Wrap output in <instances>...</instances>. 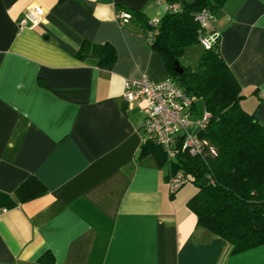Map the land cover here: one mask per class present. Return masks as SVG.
Returning a JSON list of instances; mask_svg holds the SVG:
<instances>
[{
	"label": "crops",
	"instance_id": "0c3cea01",
	"mask_svg": "<svg viewBox=\"0 0 264 264\" xmlns=\"http://www.w3.org/2000/svg\"><path fill=\"white\" fill-rule=\"evenodd\" d=\"M128 9L165 12L161 0H0V264H264V244L232 254L197 226L188 194L169 193V162L139 158L143 105L124 102V81L169 72L133 19L117 21ZM213 27L241 107L264 123V0H225ZM84 42L112 47L111 66Z\"/></svg>",
	"mask_w": 264,
	"mask_h": 264
},
{
	"label": "trees",
	"instance_id": "16d2710c",
	"mask_svg": "<svg viewBox=\"0 0 264 264\" xmlns=\"http://www.w3.org/2000/svg\"><path fill=\"white\" fill-rule=\"evenodd\" d=\"M176 1L180 8H169L156 23L144 13L130 9L128 21L133 19L138 24L169 76L197 103L201 102L200 106L196 103L197 112L204 108L210 114L199 136L207 140L214 153H176L169 173L181 169L196 183L197 191L187 200V206L195 214L197 226L225 239L234 254L264 244V123L241 107V85L221 54L220 34L213 25L210 32H214V39L209 46L203 45L197 67L179 63L180 55L200 42L198 34L202 28L194 13L206 8L217 18L225 0H170ZM148 32L152 37L147 40ZM89 50L99 55L104 66L110 67L115 60L109 45L84 42L80 52ZM176 62L183 68L180 73L175 70ZM143 134L139 158L153 155L159 165L169 162L164 149ZM21 187L22 184L17 194ZM44 191L42 187L37 195ZM39 261L52 263L53 255L46 252Z\"/></svg>",
	"mask_w": 264,
	"mask_h": 264
},
{
	"label": "built area",
	"instance_id": "2783aa9c",
	"mask_svg": "<svg viewBox=\"0 0 264 264\" xmlns=\"http://www.w3.org/2000/svg\"><path fill=\"white\" fill-rule=\"evenodd\" d=\"M161 2L165 11L169 8H180L177 1L161 0ZM37 14L33 11L25 13L18 20L19 30L34 23ZM193 17L202 28L198 34L200 43L209 46L214 39V32H210V29L216 18L206 8L196 11ZM129 18L130 13L127 11H119L116 16L119 24L126 23ZM159 18L152 17L150 20L156 23ZM151 37V32H148L146 39ZM122 97L129 107L135 103L143 105L142 130L164 149L168 155L169 165L170 161L175 159L176 153L185 151L199 156H202L205 150L214 153L213 147L208 144L207 140L199 136V133L206 126L210 116L209 112L204 108L197 112V100L170 76L160 81H152L146 75H142L139 80L126 79ZM196 127L200 129L198 132L195 131ZM188 181L189 177L181 169L169 173V193L174 194ZM2 211L0 209V214Z\"/></svg>",
	"mask_w": 264,
	"mask_h": 264
},
{
	"label": "rangeland",
	"instance_id": "374dc122",
	"mask_svg": "<svg viewBox=\"0 0 264 264\" xmlns=\"http://www.w3.org/2000/svg\"><path fill=\"white\" fill-rule=\"evenodd\" d=\"M204 51V46L202 43L198 42L189 46L179 57V63L191 67H197L201 54ZM201 102L198 100L197 106H200ZM181 189V190H180ZM180 193L188 194V198L192 196L197 191L196 183L190 178V180L185 183L180 188ZM179 192V191H178ZM188 200V199H187Z\"/></svg>",
	"mask_w": 264,
	"mask_h": 264
},
{
	"label": "water",
	"instance_id": "95a60500",
	"mask_svg": "<svg viewBox=\"0 0 264 264\" xmlns=\"http://www.w3.org/2000/svg\"><path fill=\"white\" fill-rule=\"evenodd\" d=\"M182 69H183V68L181 67V65H180L178 62H176V63H175V70H176L178 73H180V72L182 71ZM199 130H200V129H199L198 127L195 128V131L198 132Z\"/></svg>",
	"mask_w": 264,
	"mask_h": 264
}]
</instances>
